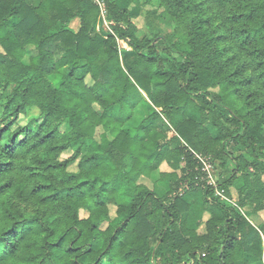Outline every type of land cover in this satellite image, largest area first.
<instances>
[{
  "label": "trees",
  "instance_id": "1",
  "mask_svg": "<svg viewBox=\"0 0 264 264\" xmlns=\"http://www.w3.org/2000/svg\"><path fill=\"white\" fill-rule=\"evenodd\" d=\"M104 1L128 69L91 0H0V264L264 263V0H161L182 41Z\"/></svg>",
  "mask_w": 264,
  "mask_h": 264
},
{
  "label": "rangeland",
  "instance_id": "2",
  "mask_svg": "<svg viewBox=\"0 0 264 264\" xmlns=\"http://www.w3.org/2000/svg\"><path fill=\"white\" fill-rule=\"evenodd\" d=\"M119 4L123 7H127L130 10H132V19L133 21L138 25L139 31H138V37L142 38L144 36L148 37H154L156 35L158 36H166L170 38H175L178 41H182L183 37L175 36V29L177 26V21L175 19H171L167 16H165L163 13L164 9L161 7V0H138L132 1V0H120ZM75 25V24H73ZM100 30L102 33H107L109 29L106 26L101 25ZM120 50V56L123 62V66L128 69L131 65V63L136 59L135 53L131 50V48L128 46H123L119 48ZM1 50V48H0ZM36 54V50L34 47H28V53L25 58V63H28L29 58ZM39 115V111L36 108H33L29 111V114L27 116L30 117H36ZM21 121L24 123L28 122L27 117L24 115L21 117ZM61 131L65 132L67 127L66 125L61 126ZM259 136H264V133L262 132L260 134V131L257 133ZM91 147H84V153L88 152ZM74 153L73 149H70L66 151L62 158H68ZM162 170H169V167L167 164H163L161 166ZM69 171L71 172H77L78 166L77 163H74L69 166ZM218 172V171H217ZM216 172V174H217ZM218 177V175H217ZM160 174L158 171L154 172L152 178H142L141 182L145 183L150 189L156 191L159 195L163 194V187L166 188L165 185H163L160 182ZM218 179V178H216ZM264 179V176H263ZM165 193V192H164ZM111 208V215L115 216L116 207L110 206ZM87 215L85 210H81V216L85 217ZM200 220V217H198ZM255 225H259L264 220V211L261 214H254L249 218ZM199 224V225H198ZM197 231L199 234H205V224L203 220L201 222H198ZM253 264H261L260 262H256ZM264 264V263H262Z\"/></svg>",
  "mask_w": 264,
  "mask_h": 264
},
{
  "label": "built area",
  "instance_id": "3",
  "mask_svg": "<svg viewBox=\"0 0 264 264\" xmlns=\"http://www.w3.org/2000/svg\"><path fill=\"white\" fill-rule=\"evenodd\" d=\"M91 1L94 4H96L97 7L99 8V20L96 27L97 32H101L100 30L101 25L106 26L109 29V31L106 34V37H108V35H112L113 37H115L119 48L121 47V45L128 46V43L124 39L120 38L113 31L112 26L114 25V22L109 19V10L106 2L104 0H91ZM195 156L197 158V161L201 165L203 178L205 179L208 185L212 186L215 189V195L223 201L233 203L232 199L227 195L226 191L218 187L217 185L218 182L216 179L217 177L215 173V167L211 161V158L198 153H195Z\"/></svg>",
  "mask_w": 264,
  "mask_h": 264
},
{
  "label": "crops",
  "instance_id": "4",
  "mask_svg": "<svg viewBox=\"0 0 264 264\" xmlns=\"http://www.w3.org/2000/svg\"><path fill=\"white\" fill-rule=\"evenodd\" d=\"M39 2H40V0H34V5H35V6L38 5ZM73 24H75V25H73ZM69 26H70L73 30H78V28H79V19L73 20V21L69 24ZM259 225H260V221H259Z\"/></svg>",
  "mask_w": 264,
  "mask_h": 264
}]
</instances>
